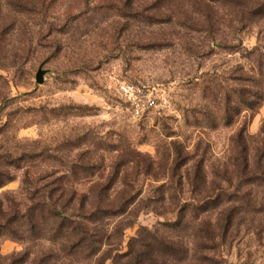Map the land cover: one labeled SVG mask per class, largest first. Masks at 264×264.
<instances>
[{
	"label": "rangeland",
	"instance_id": "rangeland-1",
	"mask_svg": "<svg viewBox=\"0 0 264 264\" xmlns=\"http://www.w3.org/2000/svg\"><path fill=\"white\" fill-rule=\"evenodd\" d=\"M262 3L0 0V214L57 195L60 180L65 197L122 206L103 221L104 264H130L142 228L179 250L155 264H264V185L239 173L264 161ZM123 85L152 104L136 114ZM15 227L2 256L32 264L62 247Z\"/></svg>",
	"mask_w": 264,
	"mask_h": 264
},
{
	"label": "trees",
	"instance_id": "trees-1",
	"mask_svg": "<svg viewBox=\"0 0 264 264\" xmlns=\"http://www.w3.org/2000/svg\"><path fill=\"white\" fill-rule=\"evenodd\" d=\"M252 11L264 13V3ZM256 99L241 101L243 106L249 110H256L260 105L263 95L260 93L254 94ZM238 109V108H237ZM238 112V111H237ZM229 122V117H226ZM241 129L238 134H241ZM260 135L263 136L264 143V125L260 128ZM262 158H264V147ZM249 164L245 163L244 168H241L239 173L245 174L249 171V182L252 184L260 181L259 184L264 185V177H258L264 173V161H257L255 165L249 169ZM57 180L55 181V183ZM64 182V181H62ZM5 181L0 180V186ZM59 193L55 195L53 189L46 191L45 200L37 203H32L25 208L23 213L0 214V240L3 237L21 238V234L16 229L15 224L19 221L25 226L23 232H27L29 238H42L52 242H60L62 244L59 252H50L44 258L34 259L32 264H83L94 260V264H104L102 256H98L101 248L107 243L109 235L106 234L103 227V221L110 216L121 213L120 208L95 205L94 201L100 202L101 198L98 195L84 194L78 197L76 193H71L65 197L60 180H58ZM89 196L90 198H88ZM89 199H92V201ZM77 201V206H68L67 201ZM221 196L215 199L210 198L201 202L200 210L205 211L208 208L219 205ZM183 216L180 215L177 221L169 226H180L183 221ZM158 230V229H157ZM135 243V244H134ZM134 245V246H133ZM175 243L166 236H160L157 231H150L142 228L138 231L136 237L132 238L129 243V249L122 255L128 256L130 264H152L157 260L175 256L179 253ZM11 254L9 256L0 255V264H23L28 260L29 254ZM165 263V262H164ZM163 263V264H164Z\"/></svg>",
	"mask_w": 264,
	"mask_h": 264
},
{
	"label": "built area",
	"instance_id": "built-area-1",
	"mask_svg": "<svg viewBox=\"0 0 264 264\" xmlns=\"http://www.w3.org/2000/svg\"><path fill=\"white\" fill-rule=\"evenodd\" d=\"M121 89L123 91V94L127 95V98L129 102L131 103L136 114H138L139 111L141 110V106H140L141 102L143 106H145V104L147 106H150L152 104L151 101H147V102L142 101L140 98H138L139 96H137V94L134 93L133 90L128 86L123 85L121 86Z\"/></svg>",
	"mask_w": 264,
	"mask_h": 264
},
{
	"label": "water",
	"instance_id": "water-1",
	"mask_svg": "<svg viewBox=\"0 0 264 264\" xmlns=\"http://www.w3.org/2000/svg\"><path fill=\"white\" fill-rule=\"evenodd\" d=\"M44 69L42 68H38L37 71H36V74H35V80L38 82V83H41L43 81V74H44Z\"/></svg>",
	"mask_w": 264,
	"mask_h": 264
}]
</instances>
